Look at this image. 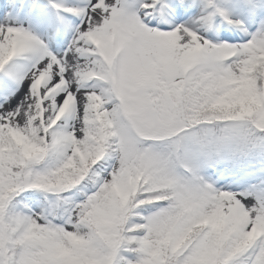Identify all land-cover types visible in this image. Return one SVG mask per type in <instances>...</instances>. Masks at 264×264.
<instances>
[{"label":"snow or ice","instance_id":"snow-or-ice-1","mask_svg":"<svg viewBox=\"0 0 264 264\" xmlns=\"http://www.w3.org/2000/svg\"><path fill=\"white\" fill-rule=\"evenodd\" d=\"M0 264H264V0H0Z\"/></svg>","mask_w":264,"mask_h":264}]
</instances>
